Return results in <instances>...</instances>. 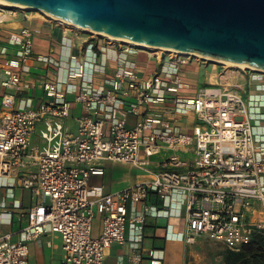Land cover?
Returning a JSON list of instances; mask_svg holds the SVG:
<instances>
[{"label":"built area","instance_id":"obj_1","mask_svg":"<svg viewBox=\"0 0 264 264\" xmlns=\"http://www.w3.org/2000/svg\"><path fill=\"white\" fill-rule=\"evenodd\" d=\"M0 10L13 16L26 11L5 4ZM69 26L75 35L68 61L60 53H36L30 26L1 49V85L8 91L1 98L0 176L18 169L16 182L35 203L17 240L13 232H0V264H29L30 242L46 232L62 238L66 264H105L112 244L127 239L130 208L137 213L132 223L144 224L147 214L183 217L188 245L206 238L239 251L256 230L264 232V72L237 70L245 90L240 82L198 85L191 68H217V62L182 51L146 54L139 44ZM84 43L93 50L92 63L78 48ZM35 63H46L56 77L43 81L46 99L29 108L18 105L17 92L31 86L26 77ZM227 74L219 75L224 80ZM73 103L81 106L74 116ZM180 109L196 113L193 132L177 124ZM128 115L137 123L130 125ZM164 151L168 158L153 160ZM103 161L130 164L145 176L106 192L91 183L106 174ZM152 194L164 207L148 202ZM98 213L103 228L95 237Z\"/></svg>","mask_w":264,"mask_h":264},{"label":"crops","instance_id":"obj_2","mask_svg":"<svg viewBox=\"0 0 264 264\" xmlns=\"http://www.w3.org/2000/svg\"><path fill=\"white\" fill-rule=\"evenodd\" d=\"M15 7V6H14ZM6 11L0 10V15H3ZM5 20L0 23V67L4 61L5 55L2 54L1 49L3 45L8 43L9 38L13 33H17L23 26H30L34 31L35 50L39 54H53L59 53L64 56V60H67L68 54L71 51L68 48V43L71 38H74L75 30L67 26L61 21H56L52 18L38 17L33 13H29L28 10L25 14H18L17 16L10 15L4 17ZM66 44L65 47L61 45ZM82 48L86 53V59L89 63L94 60V53L87 43L80 44L78 48ZM79 51V49H76ZM64 61V62H65ZM141 69L146 70L147 63L142 59L140 62ZM33 73L28 75L27 80L31 81L30 87L25 90L17 92L18 105H25L29 108H37L46 99V94L43 89L42 83L46 78L56 77V73L52 67L46 63H35ZM210 66H193L191 68L190 79L192 82L200 85V74L203 68ZM65 71V70H64ZM220 71L218 68H211V71L205 75L203 79L209 83H220L222 78L220 77ZM1 68H0V109L1 98L8 90L1 85ZM214 79V80H213ZM221 80V81H220ZM70 98H73V94H69ZM81 112V106L77 103H73L72 116ZM177 124L182 130L186 132H193L198 119L193 110L180 109L178 110ZM128 123L134 125L137 123L138 118L133 115L126 116ZM73 123V120H71ZM33 138L34 142H38L39 132H37ZM181 153L182 150H180ZM166 152L162 153L164 159ZM187 156V155H186ZM190 158L193 157L191 153L188 154ZM166 159V158H165ZM162 159L156 160L161 161ZM102 164L106 167V174L112 176L113 171L118 167H126L129 169L130 174H124L116 172V179L122 180L121 187L112 189L105 182L99 181L98 177L105 175L93 176L91 179L92 184L104 185L106 192H116L128 188L138 181L144 178V174H138L135 178H132V165L123 164L113 161H103ZM115 167V169H113ZM136 168V167H134ZM137 170H140L136 168ZM18 169L14 170L9 176H0V232H13V240H17L19 237V231L29 224V210L35 203V198L30 190H27L16 182L18 177ZM115 176V175H114ZM112 178H114L112 176ZM114 180V179H113ZM149 203L164 207L162 201L155 195L150 196ZM176 208L173 205L174 211ZM142 206H138V210H141ZM260 209L259 204L255 206V210ZM254 210V211H255ZM252 212L253 216H256V212ZM136 211L129 210V222L127 226V239L125 242H114L108 252L105 260V264H193L191 260L192 256L196 255V244L188 245L185 241V232L187 230V224L183 217L168 214H162L155 216L147 214L145 223L140 222L132 223V218L136 216ZM96 219V218H95ZM95 219L93 222V235L95 237L102 233L103 225L100 228H96ZM206 239V238H204ZM225 249H227L225 247ZM140 255L141 260H135V256ZM29 264H66L64 262V249L62 238L53 232H46L40 238L30 242V255Z\"/></svg>","mask_w":264,"mask_h":264},{"label":"water","instance_id":"obj_3","mask_svg":"<svg viewBox=\"0 0 264 264\" xmlns=\"http://www.w3.org/2000/svg\"><path fill=\"white\" fill-rule=\"evenodd\" d=\"M7 1L138 43L264 68V0Z\"/></svg>","mask_w":264,"mask_h":264},{"label":"rangeland","instance_id":"obj_4","mask_svg":"<svg viewBox=\"0 0 264 264\" xmlns=\"http://www.w3.org/2000/svg\"><path fill=\"white\" fill-rule=\"evenodd\" d=\"M28 12L29 13H33L35 15H38L37 12L34 11V10H28ZM56 21H58V20H56ZM66 25L69 26V24H66ZM82 31H83V34H85V35H91L93 33L92 31H88V30H82ZM213 62H217V61L214 60ZM217 64H218L217 65L218 71H220L219 73H221V72H227L228 73L224 77V80H225L226 83L235 84V83H239L240 82L243 90H245V86L242 83V81H240L238 78H235V76H234V74H235V72L237 70H242L241 67L229 66L227 64H223V63H220V62H217ZM209 66L210 67L203 68L202 73L200 74V79H201L200 80V85H203L204 83L207 82V80L203 79V78L205 77V75H207L208 72L211 71L212 65H209ZM247 88H249V87H247ZM246 93H249V89H246ZM164 152H166V151H164ZM169 154L170 153L166 152L165 158H168ZM161 156H162V154L156 155V156L153 157V160L163 159ZM113 169H115V167ZM120 171L123 173V175L126 174V173L130 174L128 168H126V167H118L112 173V176L114 178H112V176L110 177V174L109 175L106 174L103 177H98V180L105 182L112 189L119 188V187H121L120 185L122 184V180H119V178L116 179L115 177H116V174L118 172H120ZM139 173L140 174H142V173L144 174V172L142 170H137L136 168L132 167V178H135ZM102 225H103V215L98 213L96 215V219H95V226L98 229ZM199 240L200 241L195 246L196 247L195 248L196 249V255L191 257V260L193 261V264H225V260H224V256H223V252L225 250L224 244L217 243V242H215L213 240L204 239V238H201Z\"/></svg>","mask_w":264,"mask_h":264},{"label":"bare ground","instance_id":"obj_5","mask_svg":"<svg viewBox=\"0 0 264 264\" xmlns=\"http://www.w3.org/2000/svg\"><path fill=\"white\" fill-rule=\"evenodd\" d=\"M0 3L8 5V6H15V7H19V8L32 9L31 6L17 4V3L10 2V1H7V0H0ZM5 11H6V13L4 14V17H7V16L9 17L10 16V12L8 10H5ZM36 12L38 14L37 15L38 17L56 19V20H59V21H62L64 23H66V24H70L72 26H76V27H78L80 29H84V30H88V31H93V32H96V33L104 34V35H107V36H109L111 38H115V39H118V40H124L126 42H132V43L139 44L140 46L145 48L143 53H146V54H151L150 49L156 50V51H158L160 53H163L164 51H167V50H171V51H175V52H181L178 49H173V48H169V47L154 46V45H148V44H142V43H138L136 41L130 40V39H124V38H121L119 36L111 35V34H108V33H103L101 31H98V30H95V29H92V28H88V27L77 25V24H75V23H73V22H71V21H69L67 19H64V18H61V17H58V16L48 15L49 13H46V12L41 11V10H36ZM147 48H149V49H147ZM190 53L191 54H196V55H199V56H202V57H207L206 55H204L202 53H199V52H190ZM207 58H209L211 60H215V61L223 63V64H227L229 66L241 67V68H251L253 70L264 72V68L256 67V66L251 65L249 63H239V62H234V61H230V60L218 59V58L211 57V56H208Z\"/></svg>","mask_w":264,"mask_h":264},{"label":"trees","instance_id":"obj_6","mask_svg":"<svg viewBox=\"0 0 264 264\" xmlns=\"http://www.w3.org/2000/svg\"><path fill=\"white\" fill-rule=\"evenodd\" d=\"M223 256L225 264H264V232L256 230L239 251L227 248Z\"/></svg>","mask_w":264,"mask_h":264}]
</instances>
